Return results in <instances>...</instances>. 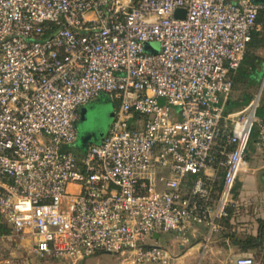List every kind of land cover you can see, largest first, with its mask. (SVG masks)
I'll return each mask as SVG.
<instances>
[{
  "label": "built area",
  "instance_id": "1",
  "mask_svg": "<svg viewBox=\"0 0 264 264\" xmlns=\"http://www.w3.org/2000/svg\"><path fill=\"white\" fill-rule=\"evenodd\" d=\"M263 9L0 0V215L11 228L1 239L68 264L104 252L118 264H180L163 234L188 244L199 225L205 242L222 230L257 124L264 148L262 90L225 112L249 42L264 36ZM151 40L156 54L144 50ZM102 92L119 101L113 122L79 155L80 108ZM235 264L256 263L242 255Z\"/></svg>",
  "mask_w": 264,
  "mask_h": 264
},
{
  "label": "rangeland",
  "instance_id": "2",
  "mask_svg": "<svg viewBox=\"0 0 264 264\" xmlns=\"http://www.w3.org/2000/svg\"><path fill=\"white\" fill-rule=\"evenodd\" d=\"M254 3L259 5H264V0H252ZM144 50L149 54H156L160 51V42L157 40L146 41L144 43ZM259 55L264 56V48L258 50ZM256 82L249 81V83L240 82L237 83V86H234V89L229 97L232 103H226V110H235L242 107V101L245 97L244 92L252 94L254 97L259 93L262 80L255 85ZM264 91V86L262 93ZM261 93V95H262ZM160 103H165V99L161 98ZM87 112L85 114V119H79L76 123L77 128V137L72 149L79 155L83 154L90 145L100 144L103 136L110 130L111 124L113 122L112 113L114 112V99L107 93L102 92L97 98L93 101L86 104ZM119 105V101L117 102ZM65 150V148H63ZM264 148L261 147L258 143V138L254 139L251 142V146L248 151V165L247 169L242 172L239 180L234 189V199L235 201H240L241 197L244 196L248 198V204L245 206L244 214L246 215V221L249 223L247 228L251 231V219L254 218V223L259 222L260 219H264ZM222 171L219 172L217 180L221 181ZM251 179V180H250ZM247 180L249 183L247 184ZM247 184V188L243 192V186ZM243 194V195H242ZM232 215L234 211L236 213V207H232ZM230 212V211H229ZM252 213L254 216H252ZM236 216L238 214H235ZM224 219V218H223ZM223 219L220 220V223L223 224ZM240 219V216H239ZM234 223L237 222L233 220ZM233 223V224H234ZM239 223V222H237ZM239 224H243L241 221ZM235 225V224H234ZM255 229V226H254ZM11 232V228H10ZM251 232H247L245 235H250ZM10 234V233H9ZM8 235V234H7ZM6 235V236H7ZM179 238V241L171 240ZM214 236L226 237L224 230H219L215 232ZM243 236V235H242ZM203 232L202 234L190 235V242L188 243L187 248L184 250L181 248L180 243H182V237L176 235L174 232L165 233L162 235L161 244L167 246L173 253L179 256H183L180 259V264H235L236 258L242 255H247L253 257L256 264H264V245L261 250H252V251H242L240 247L238 250H233L232 255H228L230 252L229 245H222L223 255L221 258L219 254L214 256L213 259H208L204 257V247L203 245L196 246L197 242H203ZM231 241V240H230ZM179 244V245H178ZM195 246V250L192 247ZM31 244L24 243L20 245L19 240H10V239H0V264H26L27 261H31L32 257H28L32 253ZM231 253V252H230ZM119 255L110 254V253H98L92 257H89L86 261H81L78 264H118ZM9 260V263H7ZM35 262L31 264H37L38 260L34 259ZM44 264H68L65 262L52 260L45 262Z\"/></svg>",
  "mask_w": 264,
  "mask_h": 264
},
{
  "label": "trees",
  "instance_id": "3",
  "mask_svg": "<svg viewBox=\"0 0 264 264\" xmlns=\"http://www.w3.org/2000/svg\"><path fill=\"white\" fill-rule=\"evenodd\" d=\"M259 22L264 23V9L261 10L259 15ZM264 48V36L261 35L260 32H256L252 37V40L249 42L245 57L237 70V72L233 75V89L234 86H237V83L244 82L247 84L249 81H254L259 83L264 77V56L259 55L257 52L260 49ZM245 97L242 101V107L247 105L252 98L254 97L250 93L244 92ZM232 103L231 99L228 100L227 104ZM241 107V108H242ZM240 109V108H239ZM235 110H238L235 109ZM235 110H226V113L233 112ZM257 116L262 119L264 118V91L261 95L260 104L257 110ZM259 135V125L257 124L254 127L251 142L254 139H257ZM250 142V146H251ZM249 146V147H250ZM217 187L220 185V180H217ZM231 217L232 212L230 210L229 216L223 219V224L227 227L226 236L230 238L231 242L240 247L242 251L248 250H261L262 246L264 245V219L259 220V231L256 236L254 235H243L242 237L236 233L235 230H231L229 227L232 226L231 224ZM10 233L9 225L2 219L0 215V238L4 235ZM52 260V259H51Z\"/></svg>",
  "mask_w": 264,
  "mask_h": 264
},
{
  "label": "crops",
  "instance_id": "4",
  "mask_svg": "<svg viewBox=\"0 0 264 264\" xmlns=\"http://www.w3.org/2000/svg\"><path fill=\"white\" fill-rule=\"evenodd\" d=\"M98 97V96H97ZM96 97V98H97ZM95 99V98H94ZM93 99V100H94ZM93 100H91V101H93ZM90 101V102H91ZM114 103H115V107H114V111H115V108L117 107V101H115L114 100ZM82 108V107H81ZM80 108V109H81ZM114 113V112H113ZM263 178H264V173H263ZM251 180V179H250ZM247 184L249 183V181L247 180V182H246ZM247 184L246 185H244L243 186V192H244V190L247 188ZM243 195V194H242ZM247 204H248V198H245L244 196H242L241 197V199H240V201H237V204H236V210H238V212L236 213V211H234V214L232 215V217H231V224H232V226L231 227H229L231 230H235L236 231V233L238 234V235H240L241 237H242V235H245L246 234V231L247 232H251L250 233V235H254V236H256L257 234H258V231H259V222H256L255 221V223H254V218H252L251 219V224H250V226H251V231L249 230V228H247V226L249 225V223H247L248 221H246L247 219L245 218L246 217V215L244 214V212L246 211V210H244V208H245V206H247ZM230 211V210H229ZM235 214H238L237 216L235 215ZM239 216H240V219H239ZM252 216H254V214L252 213ZM233 220H236L237 222H239L240 223V221L243 223V224H239V223H237V222H235L234 223V221ZM235 225H234V224ZM254 226H255V229H254ZM227 227H225V226H223V229L222 230H224L225 232L227 231ZM208 227L206 226V225H199L196 229H195V231H193V234L195 235L196 234V232H197V234H202V232H203V235H204V237H203V239L205 240L206 239V237H207V234H208ZM216 233H217V231H216ZM215 235V232L212 234V235H210V239H209V241H207V242H205L204 240H203V242L201 241V242H197V244H196V246H199L198 247V249L200 248V246L201 245H203V247H204V251H203V253H204V257L205 258H208V259H213L214 258V256L216 255H218L219 254V257L221 258V255H223V249H226V248H224L222 245H224V244H228V243H230V247H229V249H230V252H228V255H232L233 254V250H238V246H236V245H234L231 241H230V238L229 237H224V236H221L222 238H220V237H218V236H214ZM5 236V235H4ZM2 238V237H1ZM0 238V239H1ZM176 239H177V241H179V238H177V236H176V238L175 239H171V240H174V241H176ZM1 240H3V239H1ZM25 242H20V245H22V244H24ZM29 244V243H28ZM222 244V245H221ZM179 245V244H178ZM180 246H181V248L183 249V252H184V250L187 248V246H188V244L187 243H180ZM192 249L193 250H195V246H193L192 247ZM248 251H252V250H248ZM254 251V250H253ZM28 257H32V259H31V261H27V263L26 264H31V262H35V260L34 259H36V260H38V263L37 264H44L45 262H49V261H52L51 259H46V260H44V259H38L36 256H35V254L32 252L30 255H28ZM181 257H183V256H181ZM88 259V258H87ZM87 259H85V260H83V262L84 261H86ZM237 259V258H236ZM54 261V260H53ZM7 263H9V260H7ZM65 263H67V262H65Z\"/></svg>",
  "mask_w": 264,
  "mask_h": 264
},
{
  "label": "water",
  "instance_id": "5",
  "mask_svg": "<svg viewBox=\"0 0 264 264\" xmlns=\"http://www.w3.org/2000/svg\"><path fill=\"white\" fill-rule=\"evenodd\" d=\"M177 14H179V10H178V12L176 13V15ZM0 54H1V51H0ZM263 86H264V77H263V79H262V84H261V87H260V90H259V92H261V90L263 89ZM87 105H84L81 109H80V114H81V119H85V114H86V112H87V107H86ZM112 116H114V113H112ZM80 169L81 170H83V168L82 167H80ZM155 236L156 237H158L159 236V234H155Z\"/></svg>",
  "mask_w": 264,
  "mask_h": 264
}]
</instances>
